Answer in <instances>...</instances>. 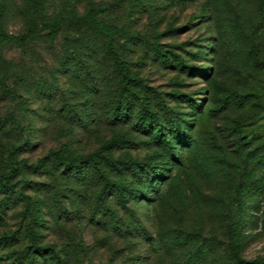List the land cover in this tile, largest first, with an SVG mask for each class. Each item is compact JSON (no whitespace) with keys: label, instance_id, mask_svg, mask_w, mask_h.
<instances>
[{"label":"rangeland","instance_id":"374dc122","mask_svg":"<svg viewBox=\"0 0 264 264\" xmlns=\"http://www.w3.org/2000/svg\"><path fill=\"white\" fill-rule=\"evenodd\" d=\"M0 1V264L264 263V0Z\"/></svg>","mask_w":264,"mask_h":264},{"label":"trees","instance_id":"16d2710c","mask_svg":"<svg viewBox=\"0 0 264 264\" xmlns=\"http://www.w3.org/2000/svg\"><path fill=\"white\" fill-rule=\"evenodd\" d=\"M47 2L48 0H39L37 11L40 13L44 11ZM5 11H6L5 5L3 4V2L0 1V47L9 42H14L17 46L23 47L27 43L33 42L34 40L41 37L45 38L49 43H53L63 27L64 19L62 18L61 14H59V16L54 19L44 20L41 26H39L36 19L32 17L29 20L28 26L23 33L18 35H13L9 33L4 27L3 17L5 15ZM69 22L74 25L93 27L95 29H98V31L104 36L106 37L110 36L109 27L103 21L96 20L90 16L74 15L69 18ZM127 86L128 85L125 86V89H127ZM163 145L167 151L171 150L166 141H163ZM55 159L60 165H63L65 167H68L73 163H80L87 165L96 162L94 157L91 155L71 157V156L63 155L61 153H55ZM239 187L240 186H237L236 187L237 189L236 188L235 189L238 190ZM117 192L120 200L125 202L127 194L130 193L131 190L127 186L119 184L117 186ZM51 254L52 256L56 257L54 251H51ZM231 257L234 261V264H247V262L241 259L239 256L238 244L231 245ZM250 263L253 264L254 261ZM55 264H61L60 259H57ZM258 264H264V263H258Z\"/></svg>","mask_w":264,"mask_h":264}]
</instances>
